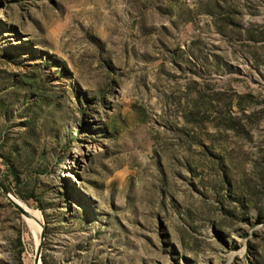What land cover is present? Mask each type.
I'll list each match as a JSON object with an SVG mask.
<instances>
[{
  "label": "rangeland",
  "instance_id": "rangeland-1",
  "mask_svg": "<svg viewBox=\"0 0 264 264\" xmlns=\"http://www.w3.org/2000/svg\"><path fill=\"white\" fill-rule=\"evenodd\" d=\"M0 183V264H264V0H0Z\"/></svg>",
  "mask_w": 264,
  "mask_h": 264
},
{
  "label": "bare ground",
  "instance_id": "bare-ground-1",
  "mask_svg": "<svg viewBox=\"0 0 264 264\" xmlns=\"http://www.w3.org/2000/svg\"><path fill=\"white\" fill-rule=\"evenodd\" d=\"M14 200L16 201V203H18L25 211H26V214L27 215H24L25 217H27L28 218V220H29V223L33 226V227H35V231H36V228H37V226L39 227V223H38V217H37V214L39 213H36L35 211H33V210H31V209H29L27 206H25V205H21V203L16 199V198H14ZM39 215V214H38ZM42 226V225H41ZM40 226V227H41ZM38 230V229H37ZM40 245V244H39ZM35 264H40V262H39V260L37 261L36 259H35Z\"/></svg>",
  "mask_w": 264,
  "mask_h": 264
},
{
  "label": "water",
  "instance_id": "water-1",
  "mask_svg": "<svg viewBox=\"0 0 264 264\" xmlns=\"http://www.w3.org/2000/svg\"><path fill=\"white\" fill-rule=\"evenodd\" d=\"M0 186H1V183H0ZM6 195L8 196V198L11 200V202L13 203V205L24 215H27L26 214V211L18 204L16 203V201L14 199H12L10 197V195L8 193H6ZM43 235H44V225L42 224V230L40 232V245L37 247V252H36V256H35V259L38 261V254H39V250H40V247H41V242H42V238H43Z\"/></svg>",
  "mask_w": 264,
  "mask_h": 264
}]
</instances>
